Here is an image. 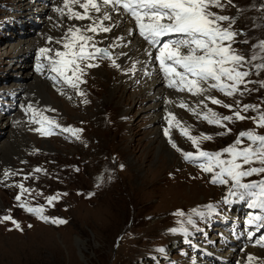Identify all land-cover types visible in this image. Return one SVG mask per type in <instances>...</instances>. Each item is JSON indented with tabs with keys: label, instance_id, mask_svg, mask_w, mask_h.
I'll use <instances>...</instances> for the list:
<instances>
[{
	"label": "rangeland",
	"instance_id": "1",
	"mask_svg": "<svg viewBox=\"0 0 264 264\" xmlns=\"http://www.w3.org/2000/svg\"><path fill=\"white\" fill-rule=\"evenodd\" d=\"M20 1L0 0V264H213L206 262L194 246L205 248L216 229H221L215 220L225 217L229 210L222 206L228 185L216 186L211 183V173L182 161L181 153L164 135L168 126L166 108L160 111L162 120L156 123L160 133L153 135L154 94L146 98L137 94L140 87L136 85L125 89L117 84L123 90L114 101H106L113 87L110 79L117 68L108 59H98L94 61L98 67L87 69L85 82L79 85L85 95L61 86L68 94L63 90L58 93L52 87L68 85L63 81L49 83L40 76L50 94L45 98L37 96L31 88L34 80L27 75L35 49L26 50L20 58L9 50L20 40L37 43L46 21H55L50 9L42 12L45 3L37 2L38 6L32 1L33 15L29 12L26 18ZM212 11L235 19L233 47L238 52L249 58L258 53L254 46L264 41V0H225L223 10ZM117 53L112 51L115 60ZM259 63L264 60L246 65L252 73L248 77L251 91L233 97L215 90L205 95L225 104L239 101L241 105H259L264 111V71L257 72L254 67ZM29 72L37 78L32 69ZM108 74L111 77L107 83ZM168 90L172 101H184L189 106L204 101V96ZM204 103L220 115H232L225 107ZM29 105L37 111V120L43 114L61 128L81 129L79 138L59 129L53 135H41L37 131L40 124L33 122L32 112L26 111ZM170 107L179 112V120L192 126V135L205 133L213 137L201 144L210 152L222 150L233 144L240 132L255 128L251 119L235 121L227 124L230 133L222 135L224 128L209 125L176 103ZM23 118H31L24 122L26 127L16 122ZM10 120L13 123L9 126ZM258 131L264 135V128ZM171 135L183 151H194L176 129ZM262 178L264 174L254 175L245 182ZM20 185L30 191L22 192ZM50 197L57 199L49 204ZM21 203L43 208L49 221L25 211ZM208 206H212L211 212ZM4 216H10L19 228L11 221H3ZM53 218L66 223H52ZM215 245L208 252L227 254L228 248L218 250ZM263 251L256 249L257 255L253 252L244 259L253 255L264 263Z\"/></svg>",
	"mask_w": 264,
	"mask_h": 264
},
{
	"label": "snow or ice",
	"instance_id": "2",
	"mask_svg": "<svg viewBox=\"0 0 264 264\" xmlns=\"http://www.w3.org/2000/svg\"><path fill=\"white\" fill-rule=\"evenodd\" d=\"M224 3L225 0H62V6L54 9L61 17L66 16L69 21L88 23L70 25L56 41L61 45L60 49L40 48L36 70L42 71L45 66L39 61L47 60L48 70L55 73L51 79L56 82L63 81L76 89L77 95H85L79 90V85L85 82L83 77L87 75V69L99 66L94 61L108 59L112 66L119 67L110 50L121 47L123 38L116 37L106 47H98L96 37L101 33L112 32L130 17L134 21L135 30L147 44L144 48L145 55L149 61L154 59L158 62L167 87L192 96H204V101L225 107L232 115H220L208 108L204 101L192 106L184 101L168 100L167 103H176L177 107L196 115L209 125L224 128L222 135L230 133L228 123L245 119L254 122V129L240 132L233 144L215 152L201 148L203 142L213 139L212 136L205 133L192 135V126L186 125L172 112L166 115L168 126L164 129V135L186 162L212 174L211 183L228 185L229 197L246 201L250 208L259 210L260 214L251 215L248 221L250 225L255 223L259 228L264 225V178L245 181L248 177L264 174V135L258 131L264 128V111L259 105H241L239 101L235 105L225 104L205 93L215 90L226 97H233L251 91L248 84L252 81L248 77L252 73L246 65H251L258 59L264 60V41L254 46L258 53L250 58L238 52L233 47L237 35L232 30L235 19L212 11L213 8L223 10ZM132 34L133 30L129 29V35ZM52 42L50 37L48 43ZM136 63L138 61L132 65L133 71ZM254 67L257 72L264 71V63L255 64ZM201 107L205 110L201 111ZM26 111L32 112L33 122L40 124L37 131L41 135L50 136L55 134V129H59L79 138L81 129L61 128L55 120L43 114H39L37 120L38 113L31 105ZM250 111L256 115L247 116ZM173 129L192 144L194 151L185 152L177 146L171 135ZM35 171L39 172L41 169ZM20 188L22 192L30 191L23 185ZM55 199L57 197L48 198V203L51 204ZM16 200L20 201L21 196L17 195ZM20 207L42 220L49 221L43 215L44 209L41 207H29L26 203H21ZM208 210L211 212L212 206H208ZM176 214L183 216L182 212ZM2 219L11 221L19 228L10 216ZM51 222L66 223L59 218H53ZM255 260L256 257L248 256V264H253Z\"/></svg>",
	"mask_w": 264,
	"mask_h": 264
},
{
	"label": "bare ground",
	"instance_id": "3",
	"mask_svg": "<svg viewBox=\"0 0 264 264\" xmlns=\"http://www.w3.org/2000/svg\"><path fill=\"white\" fill-rule=\"evenodd\" d=\"M20 2H22L21 6L25 9V11L23 12L25 17L26 18L29 17L28 15H30V13L32 16L33 15V6L31 5V0H21ZM42 5H43L42 6V12H44V11L46 12V10H49V9L51 10L55 24H52L51 22H49L50 20L46 21L47 25L43 29L45 32L44 31H43V33L40 32L41 34H40L39 38L37 39V41H38L37 43L34 41H32V42L28 41L27 42L25 40H20L16 45L14 44L9 51L11 54L15 55V58H20L22 55H24L23 53H26L25 52L26 50L27 51L28 50L33 51L35 49V54L37 56L39 49L42 47H48V48H52V49H60L61 45L59 43H56V41L62 36V34L67 30V28L70 25H73V24L84 25V24L88 23V21H75V20L69 21L66 16L61 17L54 9L62 6V0H48L47 2H45V4H42ZM50 6H52V7L50 8ZM54 28H56L57 31H54ZM129 29L133 30L132 35H129ZM57 32H60V33H57ZM89 35H91V33H89ZM50 37L52 38V41H53L52 43H48V39ZM116 37H122L123 38L121 40V47H117L114 50H110V51H113L114 53H117V51H118V53L116 54L117 55L116 60L118 62L119 67H117L116 70L113 72L114 78H112V80L110 79V83L112 82L113 87L111 86L112 89H110L111 91L109 92V97L106 101L107 102L114 101L116 95L123 90V88H121V87L125 86V89H127L130 86L136 85V87H140L139 88L140 92L137 93L138 95H143L144 97H146V96H149L150 94H154L153 100L155 103L153 106L154 108L151 110V111H153V114H152L153 119L151 121H153L155 119L153 121L154 122L153 124L155 125V127H156V123H158L162 120L161 116L159 114L160 111H162V109L166 108L167 113L172 112L175 114V116H179L178 115L179 112L177 114V112H175V110L170 107L171 104L166 102V101L170 100L168 98L170 93H169L168 89L164 88L161 80L158 81V75H160V69L158 71V69L154 65V60L149 61V58L147 57V55H145L144 48L147 47V44L140 37H138L137 31L135 30V25L129 18L125 19L119 27L114 28L112 32L101 33L99 36L96 37V40L99 42L98 45L101 44L100 47H106ZM121 53H126L127 55H121ZM136 61H138V63L135 64V71H133L132 65ZM25 69H26V67H25ZM30 69H32V67H30ZM29 70H27V75L32 80H34V84H33V86H31V88L36 91V93L38 94L37 96H40L41 98L42 97L45 98L47 96V94H50V93L48 92L47 88L45 87L47 85L41 81L40 76H43V75L37 76V78H35L34 76L30 75ZM109 76L110 75L108 74V76L106 77L107 83L109 81V78L111 77V76L110 77ZM36 79L40 80L41 82L36 80ZM42 83L45 84V86ZM117 84H119L121 87H118L119 85L117 86ZM60 86L65 88V89L72 88L69 85L68 86L59 85V86L52 87V88L58 89V93H59L60 91L62 92V90H63V88L61 90ZM72 89H74V88H72ZM65 91H67V90H65ZM62 93L68 94L67 92H64V90ZM118 107H119V105H118ZM155 111H157L156 114H155ZM17 116L18 115H16L14 119H16ZM30 119L31 118H23L20 120V122H18V121H16V122L19 124L18 126H21V127L25 126L26 127L25 124L28 123ZM24 122H26V123L24 124ZM12 123H13V121L10 120V122L7 123V125H9V124L12 125ZM158 133H160V128H158V130H157V127H156L155 131L153 132V135L156 136ZM218 230L216 229L215 233L220 232ZM217 239L214 242L213 240H215V238L214 239L212 238L211 243H214V245H215L216 242H218V245L217 246L215 245V248H218V250H219L223 246L220 245L221 242L218 241ZM210 246H211V244L208 241V243L205 244V248H201V249L209 251ZM255 250H256V248L247 247V249L243 253L234 252L233 254L228 255L227 250H226V252H227L226 255L224 253H221V252H218V254H219L218 255L216 253V251H213L212 253L214 256L220 257V258H223L226 260L231 259V255H233V257H235V259L240 260L241 264H248V257L245 259H244V257L248 254H252L253 252H255ZM255 255H257L256 252H255ZM207 261L208 260H206V262ZM255 261H257L259 263L262 262L259 260V258L258 259L256 258ZM208 262H213V261H208ZM254 262H253V264H255ZM193 264H195V262ZM196 264H206V263H205V261H202L201 263H198V261H196ZM262 264H264V263L262 262Z\"/></svg>",
	"mask_w": 264,
	"mask_h": 264
}]
</instances>
